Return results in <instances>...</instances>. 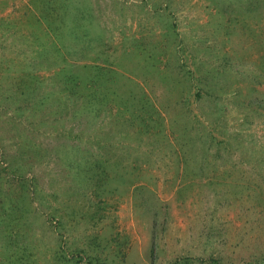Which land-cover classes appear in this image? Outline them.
<instances>
[{"label": "rangeland", "instance_id": "rangeland-1", "mask_svg": "<svg viewBox=\"0 0 264 264\" xmlns=\"http://www.w3.org/2000/svg\"><path fill=\"white\" fill-rule=\"evenodd\" d=\"M0 264H264V0H0Z\"/></svg>", "mask_w": 264, "mask_h": 264}]
</instances>
